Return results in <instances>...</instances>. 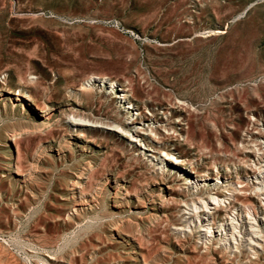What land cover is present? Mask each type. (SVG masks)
Segmentation results:
<instances>
[{
    "label": "rangeland",
    "instance_id": "374dc122",
    "mask_svg": "<svg viewBox=\"0 0 264 264\" xmlns=\"http://www.w3.org/2000/svg\"><path fill=\"white\" fill-rule=\"evenodd\" d=\"M263 149L264 0H0V264H264L263 242L203 253L177 231L195 197L156 169L165 151L232 184L214 219L244 229Z\"/></svg>",
    "mask_w": 264,
    "mask_h": 264
},
{
    "label": "bare ground",
    "instance_id": "6f19581e",
    "mask_svg": "<svg viewBox=\"0 0 264 264\" xmlns=\"http://www.w3.org/2000/svg\"><path fill=\"white\" fill-rule=\"evenodd\" d=\"M88 82H94L95 80H101L102 83L108 82L110 89L118 86L114 80H110L105 75H91L88 78ZM89 85V84H88ZM123 91L122 89L118 90ZM16 96H20L23 100L31 102V97L27 92L18 90L14 93ZM129 96L126 93H117L116 98L126 103V109L134 112V105L129 100ZM36 107V105L33 103ZM137 116V113L132 114ZM70 124L72 126H93L101 127L99 124L93 121H89L84 117H77L70 115ZM132 124V123H130ZM129 125V123H128ZM127 125V126H128ZM110 131L119 134L120 136L127 137L131 143L140 142L136 134H131L126 128L121 127L118 124L108 125ZM151 134H154V130L147 129ZM145 131V130H144ZM9 141L15 145V139L13 134H7ZM264 152V149L262 150ZM259 154L260 150L256 149ZM15 154L18 155V150L15 147ZM156 169L170 170L172 173H176L185 185V189L188 194L193 195L195 198L189 203H183V209L181 210L182 221L186 224L183 228H175L183 236H192L194 234L198 244L204 249L203 253H208L209 250H222L225 254H239V247L242 241L247 242L248 250L254 255L255 250H260V244L264 243V235L261 233L260 227L264 228V157L263 164H256L251 162L247 165L250 169L254 170V176L252 177L251 190H244L246 184L243 185L237 192H248V196H253L258 199L262 207V217L257 218L252 210L246 209L247 221L244 223L246 228L243 229V222L239 220L238 212L235 213L233 206L230 208L231 214H227L228 221L221 220L217 223L214 219L217 211H224L229 205V199H234L233 194L235 192L232 184L222 183L217 178L209 179L205 171L199 175L193 177V171L187 168L180 159L162 151L160 159ZM216 171V170H215ZM17 172V168H16ZM192 175V176H190ZM226 181V180H225ZM231 189H227V187ZM218 190H225L224 194H217ZM225 215V213H224Z\"/></svg>",
    "mask_w": 264,
    "mask_h": 264
}]
</instances>
